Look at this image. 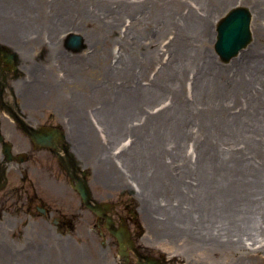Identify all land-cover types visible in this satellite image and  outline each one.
Returning <instances> with one entry per match:
<instances>
[{
    "label": "bare ground",
    "instance_id": "bare-ground-1",
    "mask_svg": "<svg viewBox=\"0 0 264 264\" xmlns=\"http://www.w3.org/2000/svg\"><path fill=\"white\" fill-rule=\"evenodd\" d=\"M44 1L51 6L47 18H41L47 6L37 1L38 20L23 34L34 35L46 44V36H42L52 34L50 17L55 14L54 8L60 7L55 1L60 0ZM222 1L231 0H218L217 9ZM102 4L108 6L103 5L102 12H93V16L103 22V32L109 34L99 51L98 46L92 47L91 57L99 58L95 66L102 72L110 75L115 70L123 71L125 77L129 76V86L134 82L138 87V109L134 111L142 117L137 128L149 118L156 124L161 118L171 124L190 119L193 110L204 106L205 94L213 97V115L198 122L199 148L195 155L179 152L177 138L172 135L165 146V150L170 149L168 156L157 162L161 167L136 172V192L147 199L153 222L162 225L160 238L170 246L177 245L178 237L191 235L196 224L197 233L203 234L204 229V235L187 237V241H203L199 258H210L213 264H264V11H258L253 44L227 64L228 68L217 72V67L207 64L206 52L199 51L210 22L209 0H102ZM112 6L121 12L114 13ZM87 11L84 16L89 23L92 11ZM146 16L151 26L146 38L148 44H156L155 49L144 50L146 39L137 35L133 50L138 51V64L134 59L128 62L119 54L121 47L115 53L112 34L118 28L125 34L133 25L137 29ZM84 37L91 42L94 33L90 41ZM162 45L166 47L162 48L164 56L159 52ZM122 49L126 50V43ZM156 66L152 76L149 70ZM163 74L167 77L162 78ZM186 81L195 86L199 96L186 94ZM152 103L155 108H143V104ZM140 145L141 139L134 142L141 154ZM158 189L164 197L156 196ZM197 206L202 212L196 210ZM206 215L214 221L203 220L206 225L200 229L198 223Z\"/></svg>",
    "mask_w": 264,
    "mask_h": 264
},
{
    "label": "rangeland",
    "instance_id": "rangeland-1",
    "mask_svg": "<svg viewBox=\"0 0 264 264\" xmlns=\"http://www.w3.org/2000/svg\"><path fill=\"white\" fill-rule=\"evenodd\" d=\"M37 1L47 6L46 12H43L45 16L41 17L45 20L51 10L48 1L0 0V39H5L10 44H15L19 47L20 52H23L24 57L29 58L30 62H32L33 58L36 59L39 53L45 52L46 49L48 52L45 61L48 64L46 67H38L34 73L25 69L27 79H32L36 75L38 77L36 81H31L36 87L45 90L52 89L59 95L60 99L65 98L77 107L83 106L85 108L86 121L80 123L76 120L72 124V128L74 131H78L80 128L84 130L83 135L76 133V136L78 138L81 137V142L89 155L92 170L90 176L92 188L95 191L98 188L103 199H115L114 197H118L122 190L126 191L127 195L132 196L134 203L138 205L135 211L139 215L140 229L144 231V235L140 239L142 244L150 246L157 253L168 255L169 258L175 260L174 264H213L212 259H203L198 256V254H201L198 248L203 245V241L188 242L187 237L195 239L199 235L203 236L205 233L203 226L206 225L203 220L207 223L208 219L214 221V218L206 215L198 223L199 228L203 229V234L197 233L198 230L196 229V224H194L191 235H180L178 244L170 246L168 242L166 243L160 238L162 225L153 222L150 218L147 199L136 192V172L146 171L149 167H161L158 163L163 162L164 157L168 156L170 149L166 148L165 150V146L172 135L177 138L179 143L177 150H180L179 152L186 151L192 152L193 155L196 154L199 148L198 122L200 118L205 120L207 119L206 116L213 115V97L209 92L205 94V98L202 99L204 106L199 110H193L190 119L183 118L180 121H176V124H171L161 118V121L156 124L154 119L149 120V118L146 119L143 127L137 128L138 122L142 117L141 114L134 111V109H138L136 99L138 87H134V82H131V87L129 86V76L125 77L123 71L117 72L115 70L110 75L102 72L99 67L95 66L98 64L99 58L92 59L91 57L94 46H98L99 51V48L108 37L106 34H109L103 32V22L93 16V12L96 14L102 12L104 5L102 0L55 1L56 5L59 4L60 7H55V14L50 17L51 25L53 26L51 29L52 34L50 36H42H46V44L45 42H40V39L33 38L36 37L34 35L27 36L23 34L33 22L36 23L38 20L35 17ZM217 2L218 0H209L210 22L207 27L206 40L203 45H199V51L203 50L206 52L207 64L217 67L218 72L221 68L227 67V64L235 61L234 59L239 57L255 41L258 11H264V0L222 1L219 9H217ZM236 4L247 5L252 9L253 37L247 46L241 49L230 61L226 62L220 59L215 50L216 27L218 20L229 8ZM88 8L92 11L88 16L89 23L84 16ZM112 8L114 13L117 11L118 13L121 12L114 6ZM138 8L140 11L141 8L139 6ZM70 9H73L74 12H71V15ZM64 10H66V13L63 15ZM136 12L139 13L138 11ZM125 17L126 14L124 15ZM26 24L28 25L27 28ZM74 25L77 28H72ZM121 28L125 29L122 25ZM150 29L151 26L147 16L137 29L133 25L130 30H126L125 34H120L118 28V31L114 32L111 38L113 40L112 46L116 47L115 53L121 47L120 56H124L128 62L130 59H134L136 64H138V51L133 50L136 46L133 41L136 40L137 35L141 36L142 39H146L143 49L153 52L156 44H148L149 42L146 38ZM70 31L81 32L86 38H89V41L94 33V39L91 42L86 41V49L82 52L68 53L69 56L62 55L60 54L64 47L62 38ZM125 37L127 41H121V38ZM125 43L126 50H123L122 47ZM163 47L164 45L160 46L159 50L162 56H164ZM114 60L112 58V64L115 62ZM68 61V66L63 67L64 62ZM238 65L236 64V68ZM157 67L149 70L152 76L158 69ZM179 75L185 79L183 73H179ZM164 77L165 75L163 74L162 78ZM143 82L146 83L148 80L145 78ZM187 82L186 94L189 97H192V94L194 97L199 96L200 93L196 92L195 86ZM38 91L41 92L40 89ZM45 95L52 97V93H45ZM182 95L183 97L185 96V91H182ZM51 99L54 100L55 98L52 97ZM155 106L154 103L150 105L143 104V108L147 110H151ZM49 111L48 109L47 112ZM75 111V109L72 110L74 114ZM173 127L175 128L172 130ZM140 139L141 154L138 152V148L134 147V142H138ZM95 177L99 178V181H96ZM162 193L163 191L158 189L155 194L162 198L164 197ZM46 205L55 207L57 203L50 202L46 203ZM9 207H11L10 212L6 210ZM15 209L16 205L0 201V264H120L119 246L110 238L109 233L106 231L103 233L101 229L99 230L94 225L93 213H90V223L87 224L85 222L83 228L79 227V232L69 231L61 235L49 223L45 224L46 229H42L34 222L36 217L31 218L27 214L15 211ZM196 210L199 213L202 212V209L198 206ZM33 211L37 212L35 205H33ZM28 219H30V222L26 225ZM190 223L193 224L194 221Z\"/></svg>",
    "mask_w": 264,
    "mask_h": 264
},
{
    "label": "flooded vegetation",
    "instance_id": "flooded-vegetation-1",
    "mask_svg": "<svg viewBox=\"0 0 264 264\" xmlns=\"http://www.w3.org/2000/svg\"><path fill=\"white\" fill-rule=\"evenodd\" d=\"M64 50L69 52L66 46ZM44 56L42 54L34 62H30L19 54L11 56V49L5 48L0 52V153L4 158L2 150L4 141H7L13 153L26 155L23 167L18 162L1 160L0 193L4 194L5 201L38 203L37 208L41 213L39 220H35L36 223L42 226L50 221L63 234L68 229L75 230L77 220L88 221L91 210L77 189L80 183L90 185L89 156L81 137L76 136V133L83 135L84 130L80 128L74 131L72 128L76 120L84 123L87 117L83 108L76 109L66 99H60L58 94L53 93L52 97L55 99L52 100L49 95L38 92L23 82L26 76L22 67H29L34 72L37 65L46 64ZM67 65L64 62L63 66ZM45 107L51 111L48 115L41 110ZM73 109L76 110L75 114ZM31 116L38 120L36 128L39 134H42L43 128L49 132H59L54 133L49 140H41V143L49 142V145H39L40 142L33 139L31 127L25 124ZM41 118H44L43 121ZM12 170L18 172L19 176L12 178ZM25 181L32 183L33 187H26ZM100 197L102 194L97 188L93 191V199L97 201ZM48 201H57L61 206L47 207L44 204ZM75 202L78 205L74 208L72 205ZM134 209L131 197L126 196L123 191L109 210H104L101 214L93 210L97 214L95 224L106 228L116 237L119 247L126 249L123 252L124 262L121 264H146L153 254L145 245L138 244L135 250L130 246L132 239H139L143 235V232L138 233ZM124 230H127L128 235L122 240L118 239L114 232Z\"/></svg>",
    "mask_w": 264,
    "mask_h": 264
},
{
    "label": "water",
    "instance_id": "water-1",
    "mask_svg": "<svg viewBox=\"0 0 264 264\" xmlns=\"http://www.w3.org/2000/svg\"><path fill=\"white\" fill-rule=\"evenodd\" d=\"M251 18L252 13L247 6H235L220 19L215 47L223 60L228 61L251 41ZM68 37V44L74 46L75 50L84 47L81 34L73 32ZM81 192L85 199L89 198L86 189L82 188Z\"/></svg>",
    "mask_w": 264,
    "mask_h": 264
}]
</instances>
